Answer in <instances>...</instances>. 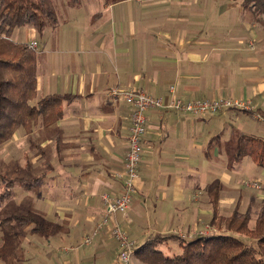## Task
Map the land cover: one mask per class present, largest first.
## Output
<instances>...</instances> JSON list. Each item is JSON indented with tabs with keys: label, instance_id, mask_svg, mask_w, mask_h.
<instances>
[{
	"label": "crops",
	"instance_id": "obj_1",
	"mask_svg": "<svg viewBox=\"0 0 264 264\" xmlns=\"http://www.w3.org/2000/svg\"><path fill=\"white\" fill-rule=\"evenodd\" d=\"M242 2L81 0L69 7L56 0V28L13 30L12 42L36 43L34 102L72 97L60 119L28 136L18 129L6 143H22L21 177L36 181L30 189L14 187L10 200L58 227L50 235L24 229L15 264H121L110 225L97 231L100 196L119 195L117 174L128 148L130 107L109 97L112 88L164 104L146 112L136 191L127 212L113 220L137 247L176 230L188 241L202 236L213 216L215 183L220 215L249 206L241 190L244 167L235 159L241 134L264 135V26ZM218 98L250 101L254 110L194 116L167 108L174 99Z\"/></svg>",
	"mask_w": 264,
	"mask_h": 264
},
{
	"label": "trees",
	"instance_id": "obj_2",
	"mask_svg": "<svg viewBox=\"0 0 264 264\" xmlns=\"http://www.w3.org/2000/svg\"><path fill=\"white\" fill-rule=\"evenodd\" d=\"M122 1L125 0H105L106 4ZM80 2L66 0L69 7H77ZM242 6L264 26L260 20L264 16V0H243ZM57 25L56 0H0V147L11 140L18 129L29 135L37 125L46 126L57 121L62 116V104L72 99L68 95H49L34 102L37 95L36 51L28 44L10 40L15 29L32 27L40 33L48 27L53 30ZM245 157L264 169V138L241 134L235 160L239 162ZM35 182L23 177L5 182L1 177L0 187L4 192L0 193V205L11 199L14 187L30 189ZM218 193V183L210 186L213 204L210 224L219 228V233L202 235L191 241L176 235L156 236L135 248L133 256L148 264H264V205L254 214L249 207L242 213L236 206L230 216L219 217ZM253 215V226H250ZM29 224L33 225V232L42 235H50L58 229L57 225L32 212L7 214L0 220L2 264H15L20 238ZM241 235L255 239L254 245L245 244L238 237ZM167 241L177 242L180 253L167 256L159 251L158 247Z\"/></svg>",
	"mask_w": 264,
	"mask_h": 264
},
{
	"label": "built area",
	"instance_id": "obj_3",
	"mask_svg": "<svg viewBox=\"0 0 264 264\" xmlns=\"http://www.w3.org/2000/svg\"><path fill=\"white\" fill-rule=\"evenodd\" d=\"M32 49H36V43L28 44ZM169 91L174 93V87H169ZM109 97L121 99L130 107V128L128 137V148L123 158L122 190L118 196L103 193L100 198L103 203V213L101 221L97 226V231L110 225V235L118 243V261L121 264H128L133 253V243L126 236L125 232L115 222H111L117 214L124 215L131 206L133 194L136 191V182L139 179V164L143 150V137L146 133V112L151 108H161L163 106L160 98L152 97L143 92L129 89L119 90L112 88L108 93ZM251 104L243 100H233L230 98H218L213 100H193L182 102L174 99L167 108L183 111L194 116L206 114H216L223 110L235 109L240 111L250 110ZM259 189L258 185H253ZM112 223V225H111ZM88 242V239H85Z\"/></svg>",
	"mask_w": 264,
	"mask_h": 264
},
{
	"label": "rangeland",
	"instance_id": "obj_4",
	"mask_svg": "<svg viewBox=\"0 0 264 264\" xmlns=\"http://www.w3.org/2000/svg\"><path fill=\"white\" fill-rule=\"evenodd\" d=\"M254 19H255V17H254ZM260 20L264 24V16H261ZM255 21H256V19H255ZM156 98H158V97H156ZM204 100H207V99H204ZM247 102L251 104L250 101H245V103H247ZM253 110H254V107L252 108V105H251L250 110H246V111L252 112ZM259 116H261V115H259ZM256 118L258 119V121L259 120L263 121L262 117L259 118L256 115ZM253 129H255V128H253ZM253 134L255 136H258V137H261V136L264 137V135H261L262 133H259V132L256 133V131H253ZM25 135H27V134L25 133ZM22 148H23V145H22L21 142H19L17 144V146L15 145V148L6 147V143L0 147V178L1 177L4 178L5 182H7V179H12V178H15V177H21L22 176L21 175L22 174V170H23L22 167H23V165L25 163V159H24V157L22 155ZM240 163H241V166L244 167V169H242L243 173L240 176L241 185H242L241 186V190L247 194V196L245 198V202H247L249 200V202H248L249 206L248 207L253 211V214H254L255 211H257L261 206L264 205V169L256 167L254 162L250 158H246V159L244 158L242 161H240ZM121 173L122 172L117 174V178L120 179V181H122V178L120 177ZM253 185H258L260 188L259 189H255V187ZM0 186H2V185L0 184ZM0 189H1L0 193H3L4 191H2L3 190L2 187H0ZM121 190H122V185H121ZM112 196H118V195H112ZM11 200L6 202V203H3L2 206L0 205V220L2 218H4L5 216H7V214H11V213L12 214L13 213L20 214V215L24 214V213H22V212H24L22 207L19 206L17 208V204L15 202H12ZM19 201H21V200H19ZM101 202H102V200H101ZM244 205H245L244 202L242 203L241 206L238 205L239 212L243 213V212L246 211V209L248 207L245 208ZM232 212L230 214L228 213L229 215H227V216H222V215H220V213L218 211L217 215L219 217H228V216H230L232 214ZM254 218H255V216L253 215V220L251 221L250 226H253ZM111 222H113V221H111ZM116 224H118V223H116ZM32 226H31V224H29L27 227H25V229H28V228H30ZM203 226H204V228H203V230H201L202 231L201 235L217 234L220 231V230H218L219 228H217L216 226L211 225L210 223H206ZM207 226H209V227H207ZM105 227H103L102 229H105ZM26 232H28V231H26ZM221 232H222V230H221ZM173 235L179 236L182 239H185V237H187L186 234H184V232L181 233L178 230H176V233H173ZM238 237H241V239L245 242V244H247L249 246H253L254 243H255V239H252V237H247V236H242V235L238 236ZM21 238H22V236H21ZM85 239H88V242H85ZM130 241L133 243V252H134L135 247H137V245H135L134 241H132V240H130ZM1 242H2V233L0 231V244H1ZM83 243H85L86 245L90 244V239L88 237H85ZM160 250L163 251L164 255H168V256H173V255H175V254L180 252V249L178 247L177 242H174V241H172L170 243H167L166 246L160 247ZM118 251H119V246H118ZM17 257L22 258L20 254L16 255V259H17ZM133 257L134 256H133V253H132L128 264H148V263H144V262H142L140 260L134 261ZM117 260H118V254H117ZM152 264H154V263H152Z\"/></svg>",
	"mask_w": 264,
	"mask_h": 264
}]
</instances>
